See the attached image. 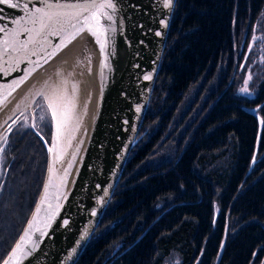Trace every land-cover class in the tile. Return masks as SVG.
Masks as SVG:
<instances>
[{
  "label": "trees",
  "instance_id": "obj_1",
  "mask_svg": "<svg viewBox=\"0 0 264 264\" xmlns=\"http://www.w3.org/2000/svg\"><path fill=\"white\" fill-rule=\"evenodd\" d=\"M263 9L264 0L176 1L136 143L75 264H164L173 255L178 264H264V73L254 96L238 93L240 49ZM4 149L0 205L14 167L17 202L0 217V262L46 167L44 143L23 122Z\"/></svg>",
  "mask_w": 264,
  "mask_h": 264
},
{
  "label": "water",
  "instance_id": "obj_2",
  "mask_svg": "<svg viewBox=\"0 0 264 264\" xmlns=\"http://www.w3.org/2000/svg\"><path fill=\"white\" fill-rule=\"evenodd\" d=\"M176 1L165 7V0H111L114 8L104 10L111 19L101 18L99 43L87 30L73 38L75 29L65 27L58 35L37 37L39 43L29 44L27 54L0 59V156L10 133L21 122L31 124L46 150L36 201L0 264L76 263L136 143ZM85 2L47 0L53 6ZM12 3L20 7L0 4V27L8 33L20 27L14 20H26L36 8L47 10L42 0ZM24 4L28 13L23 11ZM27 35L21 32L19 40L26 41ZM4 39L5 33L0 32V53ZM54 94L63 98L58 101L60 110H68L58 139L57 120L48 107V98ZM37 110L48 118L49 140L34 125ZM2 189L3 183L0 194Z\"/></svg>",
  "mask_w": 264,
  "mask_h": 264
},
{
  "label": "snow or ice",
  "instance_id": "obj_3",
  "mask_svg": "<svg viewBox=\"0 0 264 264\" xmlns=\"http://www.w3.org/2000/svg\"><path fill=\"white\" fill-rule=\"evenodd\" d=\"M42 2L45 3V8L47 10L36 8L31 13H28L27 5L24 4L23 11L28 13V18L25 20L21 17V19L14 20L13 22L20 25V27L13 30L11 33H8L5 27H0V32L5 33V39L3 41L4 48L3 52L0 53V59H3V57H11L13 53L27 54L29 44L39 43L37 37L46 39L47 35H58L65 27H72L75 29V33L72 34L73 38L76 34L87 30L98 38L97 42L99 43V36L102 34L101 18L111 19V16L104 10L107 8H114L111 0H86L82 5L57 4L55 6L47 3V0H42ZM171 3L172 0H165L164 6L170 7ZM0 4H7L14 9L20 7L18 3H12V0H0ZM65 9H74V11H65ZM2 11L3 9H0V12ZM85 13H87V15H85ZM29 24L31 27L26 26ZM77 24L81 26L77 28ZM21 32L28 34L24 42L19 40ZM157 35H159V33H157ZM254 39L256 38L254 37ZM35 54L36 53L33 51L32 55ZM241 91L246 92L247 89H241ZM48 99V107L52 109L53 118L57 120L58 139L63 127L66 125L68 110L66 108L63 111L60 110L62 105L58 103V101L63 99L62 97L54 94ZM41 119H43V117H41ZM51 150L52 149H50V151ZM46 199L47 197L45 196L42 199V203L43 200ZM38 212L39 208L37 209V213ZM19 247L20 245H17V248ZM4 264H10V261H5Z\"/></svg>",
  "mask_w": 264,
  "mask_h": 264
},
{
  "label": "rangeland",
  "instance_id": "obj_4",
  "mask_svg": "<svg viewBox=\"0 0 264 264\" xmlns=\"http://www.w3.org/2000/svg\"><path fill=\"white\" fill-rule=\"evenodd\" d=\"M254 37L256 39H254ZM240 53L243 55V61L242 64L240 65V69L244 70V79L241 86L238 89V93L252 97L254 96L255 90L257 89V83L262 78V75L264 73V9L262 10L260 17L258 18L255 24L249 42L247 43L246 46L240 49ZM245 88L247 89V91L242 92L241 89H245ZM194 92L193 91L190 92L187 100L185 101L184 106L187 105L189 101H191ZM21 128L22 130H24L23 126ZM5 154H6V149H4L0 157V182L3 175V171H2L3 161H6ZM20 158H21V154H20ZM14 166H17V162L15 163ZM14 170L15 167L12 170V174ZM12 174L10 180L8 181L7 189L6 188L4 189V195L0 205V217L4 212V210H7L8 207L11 208V204H16L17 202L16 194L12 197V192H15L14 188H12L13 186ZM2 246H0V248ZM178 263H179L178 257L174 255L167 258V260L164 262V264H178Z\"/></svg>",
  "mask_w": 264,
  "mask_h": 264
},
{
  "label": "flooded vegetation",
  "instance_id": "obj_5",
  "mask_svg": "<svg viewBox=\"0 0 264 264\" xmlns=\"http://www.w3.org/2000/svg\"><path fill=\"white\" fill-rule=\"evenodd\" d=\"M41 117H43V119H41ZM47 117L44 114L43 111H39L37 110L35 115H34V125L36 127V129L47 139L48 138V131H47ZM27 127H30L32 129V131L40 138V136L34 131V129L32 128L30 123H26L25 124ZM41 139V138H40ZM43 142V141H42Z\"/></svg>",
  "mask_w": 264,
  "mask_h": 264
}]
</instances>
